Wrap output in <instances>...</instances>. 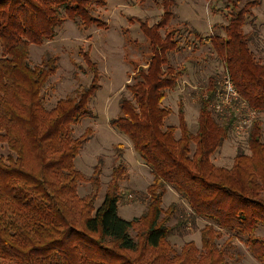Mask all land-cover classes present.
I'll return each instance as SVG.
<instances>
[{
	"label": "trees",
	"instance_id": "16d2710c",
	"mask_svg": "<svg viewBox=\"0 0 264 264\" xmlns=\"http://www.w3.org/2000/svg\"><path fill=\"white\" fill-rule=\"evenodd\" d=\"M208 1L213 8L215 3L231 8L227 25L214 24L207 38L195 28L187 31L210 44L224 65V85L231 84L255 112L244 125L251 155L241 149L230 169L212 162L235 120L214 117L211 104L217 89L199 92L195 133L188 126L182 96L178 126L166 125L173 111L164 102L186 68L175 67L170 60L183 50L181 31L168 30L178 18L174 11L178 0H161L163 16L155 25L137 19L150 58L144 65L131 61L129 95L120 98L119 113L110 121L130 140L153 178L145 193L136 192L147 209L126 220L119 206L135 191L121 188L127 177L124 146L117 147V162L99 207L95 204L102 190L103 159L89 178L75 164L95 136L88 127L75 137L74 128L95 118L91 103L101 89L97 64L87 57L91 83L79 85L48 109L44 88L58 72V61L47 57L38 66L30 63V47L53 41L67 21L82 30L108 29L107 22L95 15L107 0H0V144L10 152L0 156V264H230L228 254L238 244L264 264V236L257 234L264 229V61L251 48L256 33L244 31L247 17L255 18L253 11L263 0ZM126 41L143 48L137 40ZM219 93L218 112L225 99ZM230 97L236 105L238 100ZM82 183L91 185L85 198L78 194ZM169 189L186 202L190 214L178 203L163 208ZM172 220L175 225H170ZM187 220L193 225L197 220L207 222L201 230V248L192 241L177 254L169 239L185 230ZM226 234L228 240L219 246Z\"/></svg>",
	"mask_w": 264,
	"mask_h": 264
},
{
	"label": "rangeland",
	"instance_id": "374dc122",
	"mask_svg": "<svg viewBox=\"0 0 264 264\" xmlns=\"http://www.w3.org/2000/svg\"><path fill=\"white\" fill-rule=\"evenodd\" d=\"M161 0H145L140 4L133 1L107 0L106 7H99L95 15L106 21L108 29L102 30L97 27H90L82 30L72 21H67L57 30V36L53 41L46 42L41 46L30 47V63L38 66L47 57L57 59L59 70L44 88L45 105L52 109L56 103L69 95L79 85L88 86L92 81L91 69L86 58H90L97 64L100 72L99 85L101 89L91 103V110L95 115L94 119L84 120L74 128L75 137H80L86 128L92 127L95 132L94 138L85 145L79 157L76 159V167L89 178L94 167L103 159L102 190L96 201V207L102 204L105 191L112 168L117 162V147L124 146V157L122 162L127 165V177L121 183L122 190L135 191L128 193L126 199L119 206V214L126 220H133L140 217L147 209L145 200L140 198L136 192L145 193L152 182V174L149 168L142 162L138 154L133 150L130 140L118 133L110 126V121L119 113V100L122 96H128L126 85L134 72L131 61L135 66L144 65L150 58V51L147 48V41L140 31V24L137 19L148 22L149 26L155 25L163 16ZM246 0H242L244 2ZM178 18L173 20L169 29L181 31V44L183 50L177 54L170 55V60L175 67H185L186 73L179 81L177 89L170 91L164 106L171 109L173 113L167 119L166 125L178 126L179 99L182 96L185 105L186 119L190 130L195 133L199 115V92L207 94L208 88L217 89L219 96L225 94L223 108L216 106L218 95L211 104V111L216 119L220 121L235 118L234 126L230 128L229 138L212 156V162L221 168H232L234 159L239 151L251 155L247 145V132L245 126L242 129H235L239 126L240 103H245L240 96L233 105L229 101L230 93L227 89L226 74L224 65L215 58L212 47L208 42L201 43L188 33L196 29L202 38L212 34L214 24L227 25L231 8L227 4L215 3L214 8L208 0H178V6L174 9ZM254 19L247 17L244 31L246 34L255 32V43L251 46L256 57L264 61V0L262 5L254 9ZM183 22L187 23V27ZM165 28L160 31L162 35ZM188 30V31H187ZM126 37L137 40L143 45L142 49L129 46ZM211 78H214L211 80ZM216 82V83H215ZM225 92L223 93V91ZM237 96V95H236ZM237 100V98L235 97ZM230 103V104H229ZM230 107V109H228ZM226 110H223V109ZM242 111L243 117H250V107ZM252 110V109H251ZM242 117V118H243ZM227 118V119H226ZM258 120L256 118L254 121ZM264 122V116L262 117ZM10 154L6 145L0 144V156L7 157ZM91 193V185L82 183L79 186L80 198H85ZM132 195V196H131ZM173 203L180 204L190 214L191 211L185 201L179 195L169 189L164 198L163 208L166 210ZM187 219H190L189 216ZM177 221L172 220L170 225ZM207 224L205 220H197L193 225L187 220L186 228L180 234H175L169 241L177 254L182 253L184 245L194 242L196 247L201 248V230ZM225 233V232H224ZM134 234V233H133ZM264 236V229L257 232ZM228 240L226 234L219 239L221 246ZM228 261L230 264H260L250 252L241 244L229 252Z\"/></svg>",
	"mask_w": 264,
	"mask_h": 264
},
{
	"label": "built area",
	"instance_id": "2783aa9c",
	"mask_svg": "<svg viewBox=\"0 0 264 264\" xmlns=\"http://www.w3.org/2000/svg\"><path fill=\"white\" fill-rule=\"evenodd\" d=\"M227 89H228V91H229V93H230V96H233L234 99H235V97L237 98V100L239 99V96L237 95V93H235V92L233 91V88H232L231 84L227 85ZM236 95H237V96H236ZM224 100H225V99H224ZM224 100H223V103H225ZM231 101H232V99H231V97H229V101H228V102H231ZM239 105L241 106V111H240V113H241V117H239V121H238L239 126H235V129H237V131H238V129H242V128H243V127L241 126L242 124H243V126H244V125H248V124H250L251 121H249V119L251 118V120H252V118L255 116V112H254L253 110L250 109V115H249L250 118H249V117H243V116H242V111H244V110H248V109H247V104L245 105L244 103H240ZM242 117H243V118H242ZM246 127H247V126H245V130H246Z\"/></svg>",
	"mask_w": 264,
	"mask_h": 264
}]
</instances>
